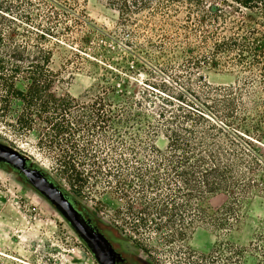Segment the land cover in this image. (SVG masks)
Returning <instances> with one entry per match:
<instances>
[{
    "label": "trees",
    "instance_id": "obj_1",
    "mask_svg": "<svg viewBox=\"0 0 264 264\" xmlns=\"http://www.w3.org/2000/svg\"><path fill=\"white\" fill-rule=\"evenodd\" d=\"M154 1L108 0L122 16L149 9ZM173 1L200 9L208 4L206 16L228 32L215 35L209 57L190 58L179 67L199 70L205 63L238 67L244 75L237 87L211 86L197 75L193 84L189 80L184 85L161 82L160 90L145 87L138 95L143 101L126 93L114 101L104 91L91 103L79 102L53 90L56 75L49 67L48 50L16 40L13 24L19 17L30 19L28 13L22 14L17 0H0V122L20 137L36 133L37 148L49 158L51 173L34 159L30 162L60 187L68 186L74 196L61 188L94 225V217L79 208L76 197L83 196L92 180L104 179L124 205L116 212L130 235L154 229L165 242L184 237L195 224L221 230L237 224L240 200L256 186L254 172L262 164L254 144L264 145V0H160V4ZM149 102L153 107L148 108ZM131 127L135 132L129 131ZM159 134L168 142L164 151L153 143ZM99 138V142L115 138L129 152V158L122 154L115 160L119 170L103 167L108 161ZM216 195L229 201L213 208ZM137 246L147 252V246ZM260 253L264 259V250ZM221 254L214 258L199 254L198 264L231 262L230 258L215 262Z\"/></svg>",
    "mask_w": 264,
    "mask_h": 264
},
{
    "label": "rangeland",
    "instance_id": "obj_2",
    "mask_svg": "<svg viewBox=\"0 0 264 264\" xmlns=\"http://www.w3.org/2000/svg\"><path fill=\"white\" fill-rule=\"evenodd\" d=\"M45 1L46 5L40 0H17L22 14L27 12L30 19L19 17L13 29L20 43L50 52L49 67L56 75L53 90L58 94L68 93L79 102L91 103L106 91L114 101L123 93L143 101L138 96L141 91L153 85L160 90L161 82L184 85L191 80L193 84L197 75L215 87H237L242 81L240 68L228 64L205 63L199 70L179 67L187 59L209 57L215 35L228 34L220 23L206 16L208 4L200 9L155 0L149 9L122 16L108 0ZM222 58L228 59L226 55ZM161 90L173 95L172 91ZM148 105L153 107L150 102ZM133 127L130 132H135ZM124 139L132 144L127 137ZM100 140L97 143L108 161L103 167L119 170L115 160L122 154L129 158V152L115 138ZM36 142V133L20 137L0 122V143L34 159L50 174V160L38 150ZM153 143L161 151L168 145L160 134ZM254 151L262 162L254 172L256 186L240 200L239 222H232L226 230L199 223L184 237L166 242L154 229L130 235L121 225L123 217L116 212L124 205L104 179L92 180L83 196L75 197L79 208L89 211L96 226L125 259L124 264H198L199 254L214 258L217 252L222 254L215 262L230 258L228 264H260L264 261L260 253L264 250V145L254 144ZM141 154L137 156L142 158ZM61 187L74 196L68 186ZM228 201L226 196L216 195L211 206L220 208ZM137 242L147 246V252L141 251ZM229 246L234 250L229 252ZM0 264L98 263L44 197L15 172L0 167Z\"/></svg>",
    "mask_w": 264,
    "mask_h": 264
},
{
    "label": "water",
    "instance_id": "obj_3",
    "mask_svg": "<svg viewBox=\"0 0 264 264\" xmlns=\"http://www.w3.org/2000/svg\"><path fill=\"white\" fill-rule=\"evenodd\" d=\"M0 167L15 172L24 183L44 197L69 223L98 264H121L125 261L92 220L77 208L75 201L48 179L42 170L34 167L28 156L0 143Z\"/></svg>",
    "mask_w": 264,
    "mask_h": 264
},
{
    "label": "flooded vegetation",
    "instance_id": "obj_4",
    "mask_svg": "<svg viewBox=\"0 0 264 264\" xmlns=\"http://www.w3.org/2000/svg\"><path fill=\"white\" fill-rule=\"evenodd\" d=\"M124 263H125V261L123 263H121V264H124Z\"/></svg>",
    "mask_w": 264,
    "mask_h": 264
}]
</instances>
